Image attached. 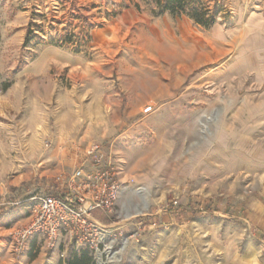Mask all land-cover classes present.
Returning <instances> with one entry per match:
<instances>
[{
    "label": "rangeland",
    "instance_id": "1",
    "mask_svg": "<svg viewBox=\"0 0 264 264\" xmlns=\"http://www.w3.org/2000/svg\"><path fill=\"white\" fill-rule=\"evenodd\" d=\"M202 1L210 27L154 0H0V264H264V0ZM91 143L125 183L96 215L123 247L14 251L26 198Z\"/></svg>",
    "mask_w": 264,
    "mask_h": 264
},
{
    "label": "built area",
    "instance_id": "2",
    "mask_svg": "<svg viewBox=\"0 0 264 264\" xmlns=\"http://www.w3.org/2000/svg\"><path fill=\"white\" fill-rule=\"evenodd\" d=\"M151 108L145 106L143 112L148 113ZM76 155L78 161L66 176H56L54 186L26 198L29 221L13 231L14 251L24 248L35 235L42 236L46 245L53 247L62 230L94 254H112L123 247L110 238L112 230L96 217L100 214L111 218L116 214L115 206L126 188L112 150L91 143ZM7 203L3 200L0 206Z\"/></svg>",
    "mask_w": 264,
    "mask_h": 264
},
{
    "label": "trees",
    "instance_id": "3",
    "mask_svg": "<svg viewBox=\"0 0 264 264\" xmlns=\"http://www.w3.org/2000/svg\"><path fill=\"white\" fill-rule=\"evenodd\" d=\"M160 12H169L173 15H186L195 23L210 27L216 23L218 15L224 9L220 3L209 5L202 0H154ZM227 16V12L223 13ZM84 257L73 258L68 264H82Z\"/></svg>",
    "mask_w": 264,
    "mask_h": 264
}]
</instances>
